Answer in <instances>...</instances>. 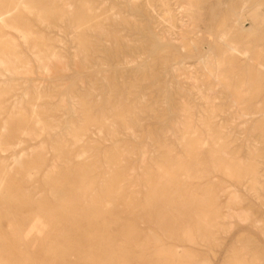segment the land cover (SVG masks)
<instances>
[{
    "label": "rangeland",
    "instance_id": "374dc122",
    "mask_svg": "<svg viewBox=\"0 0 264 264\" xmlns=\"http://www.w3.org/2000/svg\"><path fill=\"white\" fill-rule=\"evenodd\" d=\"M46 3L0 8V263L264 264V0ZM111 176L157 227L103 214Z\"/></svg>",
    "mask_w": 264,
    "mask_h": 264
},
{
    "label": "bare ground",
    "instance_id": "6f19581e",
    "mask_svg": "<svg viewBox=\"0 0 264 264\" xmlns=\"http://www.w3.org/2000/svg\"><path fill=\"white\" fill-rule=\"evenodd\" d=\"M8 1L9 2H11V4L15 1V0H0V8L1 7H4L5 6V4H7L8 3ZM163 1V0H162ZM47 2L48 3H46L48 6H53V7H55V5H57V0H47ZM245 5V4H244ZM246 5H247V3H246ZM107 6V5H106ZM242 6V5H241ZM240 6V7H241ZM182 8V7H181ZM67 9V8H66ZM243 9H245V6H244V8ZM56 9H54V11H55ZM247 10V9H246ZM245 10V11H246ZM34 11V10H33ZM87 11V10H86ZM58 12V11H57ZM169 12V11H168ZM241 13V12H240ZM59 14V13H58ZM87 14V13H86ZM237 14V13H236ZM243 14V13H242ZM22 15V14H21ZM168 15V14H167ZM234 16H236V15H234ZM234 16L232 17V18H234ZM240 16H242L241 14H240ZM56 17V16H55ZM54 17V18H55ZM123 17V16H122ZM49 18H50V16H49ZM171 18H173V17H171ZM101 19V18H100ZM238 19V18H237ZM165 20V19H164ZM179 20V19H178ZM241 20V19H240ZM239 20V21H240ZM173 21V20H172ZM174 21H176V20H174ZM238 21V20H237ZM96 22V21H95ZM98 22V21H97ZM182 22V21H181ZM241 22V21H240ZM244 22V21H243ZM88 23V22H87ZM99 23V22H98ZM97 23V24H98ZM106 23H107V21H106ZM176 22H174V24H175ZM180 23V22H179ZM183 23H184V21H183ZM96 24V25H97ZM239 24H242V23H239ZM239 24L237 23V22H235V25H234V27L235 28H239L240 30H242L241 29V27L239 26ZM181 25V24H180ZM233 25H231V26H233ZM239 26V27H238ZM85 27V26H84ZM89 27V26H88ZM233 27V28H234ZM82 28V27H81ZM91 28V27H90ZM188 28V27H187ZM232 28V27H231ZM85 29H87V28H85ZM184 29V28H183ZM94 31V30H93ZM92 31V32H93ZM75 32V31H74ZM140 33V32H139ZM229 33V32H228ZM227 33V34H228ZM76 34V33H75ZM209 34V33H208ZM230 34V33H229ZM124 35V34H123ZM232 35V38H231V40H228V41H230V43H228V44H230V45H228V51H229V53L233 56V58L235 59V60H237L238 62H240V63H246V62H249L252 58L250 57V51H249V49L246 47V45H245V41H243L242 40V38L241 37H235V34L233 35V34H231ZM75 36V35H74ZM155 36V35H154ZM214 36H215V34H214ZM238 36V35H237ZM239 36H241V35H239ZM244 36V35H243ZM225 37H226V32L225 33H221V34H219L218 35V37L217 38H219V40H224L225 39ZM169 38V37H168ZM245 38V37H244ZM226 40H227V38H226ZM225 40V41H226ZM246 40V39H245ZM225 41H224V43H225ZM40 42V41H39ZM78 43V42H77ZM222 43V42H221ZM37 44V43H36ZM55 44V43H54ZM86 44H88V43H86ZM127 44V43H126ZM226 44V43H225ZM3 45V44H2ZM13 45V44H12ZM83 45V44H82ZM227 45V44H226ZM79 46H81V45H79ZM89 46V45H88ZM127 46V45H126ZM131 46V45H130ZM5 47V46H4ZM3 47V48H4ZM128 47V46H127ZM138 47V46H137ZM80 48V47H79ZM90 48V47H89ZM130 48V47H129ZM147 48V47H146ZM226 48V47H225ZM6 50H7V48H5ZM132 49V48H131ZM169 49V48H168ZM81 50V49H80ZM125 50V49H124ZM0 52H2L3 53V50H2V47L0 48ZM8 52V51H7ZM10 52V51H9ZM1 53V54H2ZM49 53V52H48ZM160 53V52H159ZM1 54H0V56H1ZM5 54V53H4ZM54 54V53H53ZM6 55V54H5ZM158 55V54H157ZM252 55V54H251ZM5 58V57H4ZM12 58V57H11ZM164 58V57H163ZM233 58H231V59H233ZM13 59V58H12ZM15 60H17V59H15ZM115 61V60H114ZM20 62V61H19ZM109 65V64H108ZM22 66V65H21ZM260 68V67H259ZM46 70V69H45ZM122 70V69H121ZM125 70V69H124ZM263 70V69H262ZM262 74V73H261ZM211 75V74H210ZM218 78V77H217ZM224 78V77H223ZM249 78V77H248ZM117 79V78H116ZM215 79V78H214ZM250 79V78H249ZM225 80H226V78H225ZM224 80V81H225ZM242 80H243V78H242ZM241 80V81H242ZM246 80V79H245ZM240 81V82H241ZM220 82V81H219ZM223 82V81H222ZM222 82H220V83H222ZM245 82V81H244ZM225 83H226V81H225ZM225 83H224V85H225ZM241 83H243V82H241ZM250 83V80L248 81V84ZM137 84V83H136ZM243 85V84H242ZM240 86H241V84H240ZM239 87V86H238ZM237 89L238 88H236L235 90L237 91ZM242 89H243V87H242ZM130 91V90H129ZM238 94V93H237ZM236 94V95H237ZM198 96V95H197ZM238 96H239V94H238ZM234 97H236V96H234ZM241 97V96H240ZM130 98V97H129ZM232 99V98H231ZM238 99V98H237ZM77 100V99H76ZM80 100V99H79ZM42 101V100H41ZM231 101V100H230ZM233 101H234V98H233ZM236 101V100H235ZM234 101V103H236ZM79 102V101H78ZM248 102V101H247ZM0 103H2V102H0ZM86 103V102H85ZM242 103H244V101L242 102ZM35 104H37V103H35ZM233 104V103H232ZM245 104H246V102H245ZM237 107V106H236ZM249 107V106H248ZM4 108V107H3ZM3 108L1 109V110H3ZM208 108V107H207ZM237 108H239V107H237ZM245 108H247V107H245ZM120 110V109H119ZM242 110V109H241ZM15 111V110H14ZM136 111V110H135ZM5 112V111H4ZM13 112V111H12ZM117 112V111H116ZM240 112V111H239ZM249 113V112H248ZM1 115L3 114V113H0ZM16 114V113H15ZM32 114H34V113H32ZM42 114V113H41ZM78 114V113H77ZM133 114V113H132ZM156 114V113H155ZM190 114V113H189ZM240 114V113H239ZM259 114V113H258ZM257 114V115H258ZM22 115H23V113H22ZM117 115V114H116ZM122 115V114H121ZM134 115V114H133ZM241 115V114H240ZM256 115V114H255ZM19 116H21V115H19ZM131 116V115H130ZM243 116V115H242ZM246 116H248V114L246 113ZM254 116V115H253ZM259 116H261V114L259 115ZM264 116V115H263ZM263 116H261V117H263ZM0 117H2V116H0ZM23 117V116H22ZM34 117V116H33ZM126 117V116H125ZM244 117V116H243ZM249 117V116H248ZM35 119H33L36 123L37 122H39V118L40 117H34ZM159 118V117H158ZM162 118V117H161ZM167 118V117H166ZM245 118V117H244ZM2 119V118H1ZM21 120H24V121H26V119L24 118V119H22L21 118ZM162 120V119H161ZM116 121V120H115ZM260 121H262V120H260ZM34 122V123H35ZM33 123V125H35ZM40 123H42V122H40ZM103 123V122H102ZM158 123H159V121H158ZM21 124V123H20ZM23 124H25L24 122H23ZM30 124V123H29ZM154 124V123H153ZM38 125V124H37ZM50 125V124H49ZM151 125V124H150ZM21 126V125H20ZM36 126V125H35ZM41 126V125H40ZM45 126V125H44ZM85 127V126H84ZM188 127V126H187ZM28 128V127H27ZM42 128V127H41ZM147 128V127H146ZM211 128V127H210ZM94 130V129H93ZM51 132V131H50ZM185 132H186V130H185ZM183 134V133H182ZM17 135V134H16ZM179 135H180V133H179ZM23 137V136H22ZM210 137V136H209ZM73 139V138H72ZM194 139V138H193ZM190 140H192V138L190 139ZM188 142V141H187ZM195 142V141H194ZM198 141H197V139H196V143H197ZM193 143V142H192ZM87 145V144H86ZM88 146V145H87ZM157 146V145H156ZM224 147V146H223ZM7 148H9V144H6V143H1L0 142V152H3V151H5ZM196 148H197V146H196ZM232 148V147H231ZM167 149V148H166ZM189 149V148H188ZM190 149H191V147H190ZM184 150V149H183ZM187 150V149H186ZM203 151V150H202ZM191 152V151H190ZM122 153V152H121ZM186 153H187V151H186ZM199 153V152H198ZM79 154V153H78ZM222 154H224V153H222ZM81 155V154H80ZM191 155H193V154H191ZM78 156V155H77ZM124 156V155H123ZM127 156V155H126ZM261 157V156H260ZM70 159H72V158H70ZM104 159V158H103ZM76 160V159H75ZM191 160V159H190ZM200 160V159H199ZM227 160V159H226ZM229 160V159H228ZM111 161V160H110ZM160 161V160H159ZM221 161V160H220ZM230 161V160H229ZM95 162V161H94ZM162 162H164V161H162ZM233 162V161H232ZM232 162H230V163H232ZM63 163V162H62ZM61 163V164H62ZM66 163H68V162H66ZM79 163H81L80 161H79ZM112 163V162H111ZM70 164V163H69ZM82 164V163H81ZM120 164V163H119ZM165 164H167V163H165ZM72 165V164H71ZM83 165V164H82ZM107 166V165H106ZM116 166V165H115ZM183 166V165H182ZM238 166V165H237ZM83 167V166H82ZM85 167V166H84ZM84 167L83 168H80V167H78V168H73V169H75V173L77 174V176H78V178L80 177L81 179H82V181L84 182L85 180L83 179V178H86V171L84 170ZM90 167V166H89ZM94 167V166H93ZM104 167V166H103ZM86 168H87V165H86ZM105 168V167H104ZM145 168V167H144ZM202 168V167H201ZM240 168V167H239ZM97 169V168H96ZM115 169H117V168H115ZM164 169V168H163ZM10 170V169H9ZM95 170V169H94ZM205 170V169H204ZM242 170H243V168H242ZM14 171V170H13ZM40 171H42V170H40ZM71 171V170H70ZM250 171H251V169H250ZM65 172V171H64ZM67 172V171H66ZM73 172V171H72ZM91 172H92V170H91ZM100 172V171H99ZM98 172V173H99ZM171 172V170H169V173ZM183 172V171H182ZM179 173V172H178ZM249 173H251V172H249ZM96 174V172L94 173V175ZM189 174V173H188ZM200 174V173H199ZM19 175V174H18ZM23 175V174H22ZM197 175V174H196ZM204 175V174H203ZM6 176H7V173L4 171V170H1V172H0V188H2L3 186H2V183L3 182H5L4 180H6ZM16 176H17V174H16ZM16 176H14V177H16ZM90 176V175H89ZM109 176V175H108ZM170 176H171V174H170ZM174 176L175 177H178L177 176V174L176 173H172V176L170 177L171 178V183L173 182V181H177V179L175 178L174 179ZM22 177V176H21ZM180 177V176H179ZM187 177V176H186ZM199 177V176H198ZM240 177V176H239ZM9 178V177H8ZM98 178V177H97ZM108 178V177H107ZM194 178V177H193ZM237 178H238V176H237ZM192 179V178H191ZM197 179V178H196ZM127 180V179H126ZM239 180V179H238ZM128 181V180H127ZM148 182V181H147ZM182 182V181H181ZM191 182V181H190ZM104 183H105V185H106V191H105V193L103 194V199H102V201H101V206H100V210L102 211V212H104L103 214L105 215V214H108V218H112V217H116V215L118 214V215H121V216H118V217H120L119 219H120V221L119 222H117L116 223V225H117V227H118V224H121L122 226H127V224L128 225H133V227L134 226H136L137 224H143V223H148V224H150V225H153V224H155V223H152L151 221L152 220H150V218H151V213H149V212H147V214H144V212H143V214L144 215H142V216H140V214L138 215V209H137V206L132 202V201H125V200H122L123 199V197L125 196L124 194H122V193H120L119 192V190L117 189L118 188V185H119V182H118V180H116V179H113V177L111 176V178H109V179H107V180H105L104 181ZM101 184H103V183H101ZM145 184V183H144ZM179 184V183H178ZM242 184V183H241ZM167 185V184H166ZM170 185V184H169ZM168 185V186H169ZM173 185H174V183H173ZM180 185V184H179ZM182 185V184H181ZM2 186V187H1ZM72 186H73V184H72ZM89 186V185H88ZM161 186H163V185H161ZM183 186V185H182ZM182 186H181V188L180 189H182ZM87 187V186H86ZM165 187H167V186H165ZM170 187V186H169ZM171 187H172V185H171ZM62 188V187H61ZM94 188V187H93ZM152 188V187H151ZM160 188V187H159ZM127 189V188H126ZM165 189V188H164ZM176 189V188H175ZM1 190V189H0ZM101 190V189H100ZM156 190H158V189H156ZM178 190V189H177ZM65 191V190H64ZM125 191V190H124ZM161 191V190H160ZM147 192V191H146ZM164 192V191H163ZM197 192V191H196ZM50 193H51V191H50ZM55 193V192H54ZM189 193V192H188ZM73 194V193H72ZM127 194V193H126ZM184 194V193H183ZM76 195V194H75ZM102 195V194H101ZM177 195V194H176ZM182 195V194H181ZM58 196V195H57ZM72 196V195H71ZM151 196V195H150ZM41 197V196H40ZM130 197V196H129ZM152 197V196H151ZM166 197H167V195H166ZM179 197V196H178ZM208 197V196H207ZM165 198V197H164ZM201 198V197H200ZM160 199V198H159ZM93 200V199H92ZM152 201H153V198L151 199ZM199 200V199H198ZM190 202H191V200H189ZM196 203V202H195ZM210 203V202H209ZM95 204H98V202L97 203H95ZM212 204H213V202H212ZM214 204H215V201H214ZM93 205V204H92ZM196 205H197V203H196ZM81 206V205H80ZM94 206H96V205H94ZM186 206V205H185ZM189 206H191V205H189ZM188 206V207H189ZM204 207V206H203ZM98 208V207H97ZM195 208V207H194ZM206 208H207V206H206ZM210 208V207H209ZM228 208V207H227ZM231 208V207H230ZM96 209V208H95ZM198 209H200V207L198 208ZM147 210V209H146ZM188 210V209H187ZM197 210V209H196ZM85 211H87V210H85ZM85 211H84V213H85ZM194 211V210H193ZM228 211V210H227ZM92 213H94V212H92ZM96 213V212H95ZM188 213H190V212H188ZM195 213V212H194ZM199 213V212H198ZM214 213V212H213ZM221 213V212H220ZM228 213V212H227ZM230 213V212H229ZM86 214V213H85ZM99 214V213H98ZM154 214V213H153ZM175 214V213H174ZM196 214V213H195ZM195 214L193 215L192 214V211H191V215H189L188 216V219H187V221L186 222H179V223H177V224H173V226H172V228H171V232L170 233H172V239H178L180 236L175 232L176 231V227L178 228V229H180L181 230V232L182 233H180L181 234V236L182 235H185V233H188L187 232V230H193V228H198L199 227V225H200V219H199V217L198 216H195ZM84 215V214H83ZM198 215V214H197ZM102 216V215H101ZM204 216V215H203ZM214 216V215H213ZM224 216V215H223ZM92 217H95L94 215L92 216ZM96 217H98V216H96ZM95 217V218H96ZM107 217V216H106ZM217 217V216H216ZM220 217V216H219ZM94 218V219H95ZM105 218V217H104ZM117 218V217H116ZM147 218V220L145 221V219ZM174 218V217H173ZM185 218V217H184ZM224 218V217H223ZM113 219V218H112ZM153 219V218H152ZM178 219V218H177ZM180 219V218H179ZM202 219H203V217H202ZM212 219V218H211ZM117 220V219H116ZM68 221V220H67ZM98 221V220H97ZM165 218L163 219V224L165 225ZM170 221V220H169ZM182 221V220H181ZM211 221V220H210ZM63 222H65V221H63ZM69 222V221H68ZM91 222V221H90ZM94 222V221H93ZM104 222H105V220H104ZM114 222H115V220H114ZM159 222V221H158ZM61 223H62V221H61ZM107 223V222H106ZM105 223V224H106ZM110 223V222H109ZM168 223V222H167ZM166 223V224H167ZM202 223V222H201ZM206 223V222H205ZM64 224H66V223H64ZM160 224V223H159ZM210 224V223H209ZM101 225V224H100ZM107 225V224H106ZM203 225V224H202ZM66 226H69V224H66ZM94 226V225H93ZM97 226V225H96ZM103 226V225H102ZM154 226V225H153ZM155 226H156V224H155ZM91 227H92V225H91ZM157 227V226H156ZM156 227H154L155 229H157ZM160 227V226H159ZM166 227V226H165ZM96 228V227H95ZM94 228V229H95ZM99 228V227H98ZM110 228V227H109ZM135 228V227H134ZM152 228V227H151ZM161 228V227H160ZM207 228V227H206ZM106 229V228H105ZM115 229H117V228H115ZM114 229V230H115ZM121 229H123L122 227H121ZM136 229H138L137 227H136ZM165 229V228H164ZM107 230V229H106ZM111 230H113V229H111ZM120 230V229H119ZM139 230H141V229H139ZM138 230V231H139ZM97 231H99V229L97 230ZM118 231V230H117ZM165 231V230H164ZM100 232V231H99ZM152 232V231H151ZM154 232V231H153ZM156 232V231H155ZM180 232V231H179ZM199 232V231H198ZM209 232V231H208ZM215 232V231H214ZM191 233V232H190ZM210 233V232H209ZM208 233V234H209ZM137 234V233H136ZM189 234V233H188ZM200 234V233H199ZM205 234V233H204ZM208 234H207V236H208ZM155 235V234H154ZM157 235V234H156ZM167 235H169L168 233H167ZM167 235H165L167 238H168V236ZM171 235V234H170ZM218 235V234H217ZM191 236V235H190ZM203 236V235H202ZM108 237V236H107ZM125 237H127V236H125ZM129 237V236H128ZM127 237V238H128ZM158 237V236H157ZM188 237V236H187ZM213 237V236H212ZM217 237V236H216ZM215 237V238H216ZM96 238V237H95ZM101 238H104V236L103 237H101ZM111 238V237H110ZM122 238H124V236L122 237ZM141 238V237H140ZM161 238V237H160ZM181 238H183V237H181ZM159 239V238H158ZM164 239H166V238H164ZM183 239H185V238H183ZM187 239V238H186ZM207 239V238H206ZM209 239V238H208ZM211 239H213V240H215L214 238H211ZM210 239V240H211ZM93 240H97V242L96 243H98V246H104V243L106 242V240H105V242H100L101 240H100V238H97V239H94L93 238ZM102 240H104V239H102ZM128 240V242L130 241V239H127ZM150 240V239H149ZM160 240V239H159ZM167 240V239H166ZM189 240V239H188ZM187 240V241H188ZM193 240V239H192ZM136 241V240H135ZM144 241H146V240H144ZM201 241V240H200ZM17 242V241H16ZM121 242V241H120ZM126 242V241H125ZM131 242V241H130ZM191 242V241H190ZM116 243V242H115ZM133 245H136V243L135 242H131ZM130 243V244H131ZM161 243H162V240H161ZM164 243H168V242H165L164 241ZM175 243H177V242H175ZM184 243H186V242H184ZM106 244V243H105ZM128 245H129V243H127ZM163 244V243H162ZM179 244H181V243H179ZM144 245V244H143ZM153 245H155L154 243H153ZM169 245V244H168ZM189 245V244H188ZM192 245H194V244H192ZM107 246V245H106ZM117 246V245H116ZM113 247V246H112ZM135 247H137V246H135ZM138 248V247H137ZM145 249H148V248H146L145 247ZM153 249V248H152ZM167 250V249H166ZM112 251V253H113V250H111ZM154 251V250H153ZM158 251V250H157ZM174 251V250H173ZM164 252V251H163ZM172 253V252H171ZM174 253V252H173ZM187 253V252H186ZM106 254V253H105ZM127 254V253H126ZM145 254V253H144ZM144 254H141V255H144ZM148 254V253H147ZM150 254V253H149ZM234 254V253H233ZM146 255V254H145ZM153 255V254H152ZM174 255V254H173ZM175 256V255H174ZM189 256V255H188ZM109 257H110V255L109 254H106L105 255V259H104V263L103 264H109L110 263V261H109ZM127 257H129V256H127ZM127 257H124L123 256V258H127ZM154 257V256H153ZM233 257V256H232ZM238 257V256H237ZM82 258V257H81ZM162 258H164V257H162ZM178 258V257H177ZM133 259H134V257H133ZM157 259V258H156ZM188 259V258H187ZM195 259V258H194ZM234 259V258H233ZM141 260H143V258H141ZM149 260H150V258H149ZM154 260H155V257H154ZM190 260V259H189ZM115 261V260H114ZM113 261V262H114ZM123 261V260H122ZM136 261H137V259H136ZM83 262L85 263V264H91V263H88L89 261H87L85 258H83L82 260H81V263L83 264ZM124 263H122V264H130V262H128L127 260H125V261H123ZM138 263H139V261H137ZM141 262V261H140ZM147 262V261H146ZM163 262V261H162ZM177 262V261H176ZM239 262H240V259H239ZM132 263V262H131ZM142 263H144V262H142ZM150 263V262H149ZM172 263V262H171ZM174 263V262H173ZM0 264H3V263H0ZM156 264H157V261H156ZM159 264V263H158ZM165 264V263H164ZM170 264V263H169ZM179 264V263H178ZM190 264V263H189ZM238 264H240V263H238Z\"/></svg>",
    "mask_w": 264,
    "mask_h": 264
}]
</instances>
